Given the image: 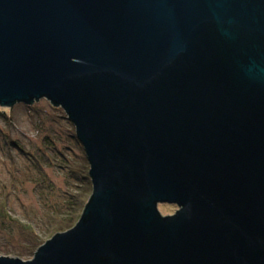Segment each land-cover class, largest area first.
<instances>
[{
    "label": "water",
    "instance_id": "1",
    "mask_svg": "<svg viewBox=\"0 0 264 264\" xmlns=\"http://www.w3.org/2000/svg\"><path fill=\"white\" fill-rule=\"evenodd\" d=\"M41 99L92 195L0 264H264V0H0V107Z\"/></svg>",
    "mask_w": 264,
    "mask_h": 264
},
{
    "label": "rangeland",
    "instance_id": "2",
    "mask_svg": "<svg viewBox=\"0 0 264 264\" xmlns=\"http://www.w3.org/2000/svg\"><path fill=\"white\" fill-rule=\"evenodd\" d=\"M12 109V123L0 115V196H7L11 214L34 225L46 242L52 238L47 233L49 215L68 211L72 196L84 186L75 170L82 176L87 156L61 107L41 99ZM11 141L31 155H24ZM160 211L166 216L177 210L161 205ZM24 244L14 231H0V256L33 259L38 249L31 256L19 255Z\"/></svg>",
    "mask_w": 264,
    "mask_h": 264
},
{
    "label": "trees",
    "instance_id": "3",
    "mask_svg": "<svg viewBox=\"0 0 264 264\" xmlns=\"http://www.w3.org/2000/svg\"><path fill=\"white\" fill-rule=\"evenodd\" d=\"M12 110V108L0 107V115L4 116L9 123L13 122V117L10 114ZM8 138L12 140L11 137ZM10 144L16 146L24 155H31L29 151L21 148L16 142L11 141ZM89 169L90 165L86 163L85 172H83L82 176L77 174V169L75 170L76 177L79 181H84V186L80 187L82 189L78 195L72 196L68 211L58 210L49 215L47 230L49 236L53 237L57 233L73 228L81 218L92 195V182L89 176ZM5 228L10 229L12 232L14 231L21 240L25 241V244L22 245L23 250L19 251V255H34L35 251L45 243L34 225L26 223L11 214L7 196H0V231H3ZM12 237L14 238V236Z\"/></svg>",
    "mask_w": 264,
    "mask_h": 264
},
{
    "label": "flooded vegetation",
    "instance_id": "4",
    "mask_svg": "<svg viewBox=\"0 0 264 264\" xmlns=\"http://www.w3.org/2000/svg\"><path fill=\"white\" fill-rule=\"evenodd\" d=\"M162 206L164 207V206H168V205H162ZM173 207H176V210L179 209L177 206H173ZM167 215H173V214L170 213V214H167Z\"/></svg>",
    "mask_w": 264,
    "mask_h": 264
}]
</instances>
